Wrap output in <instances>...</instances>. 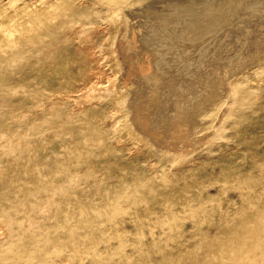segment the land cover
<instances>
[{
  "label": "rangeland",
  "instance_id": "obj_1",
  "mask_svg": "<svg viewBox=\"0 0 264 264\" xmlns=\"http://www.w3.org/2000/svg\"><path fill=\"white\" fill-rule=\"evenodd\" d=\"M120 8L122 10L120 21L123 26L126 23L123 27L125 29L117 32L118 34L115 33L116 36L111 35L110 39L113 38V41L109 39L110 47L112 46L109 54H106V49H104L106 42L95 50L99 63L103 60L100 66L104 74L100 79V85L98 84L99 87L97 86L96 90L85 91L77 101L84 104V106L81 105V109L86 106L96 109L98 107L102 110L104 108V119L96 124V142L99 146L110 145L109 147H112L111 150L116 155L104 152L105 158H103L107 163L111 161L117 163L114 167L116 171L110 176H105L98 173L99 167L93 169L84 167L82 169L81 167L60 179L62 198L74 193L82 192L87 196L92 193L90 196L95 199L92 197L91 199L97 203L95 207L99 203L98 194L109 190L113 192V189L116 193L121 190L122 192L128 191L136 182L135 179L140 177L139 171L150 170L152 174H155L160 165L171 166L177 157L185 159L184 170L172 168V178L180 177L184 179V183L203 182L213 180L210 175L214 172L217 174L220 168L227 165V163H221L223 159L232 163L236 162L244 155V147L249 143V146H255L254 148L258 150L264 147V138L261 135L264 134V126L262 125L261 128V124H264V0H130L129 3L122 4ZM91 40V36L86 35L82 46L89 48ZM45 80L48 79L45 78ZM233 83L245 84L243 85L247 90V104L253 106V110L258 109V113H254V120H251L253 126L249 125L250 127L244 130L238 125L245 122L244 118L241 116L242 121L238 115L231 117L235 106L230 94L232 91H230V85L232 86ZM118 91L123 93V97L125 96L121 107L123 110L114 103ZM112 98H114L113 101ZM56 99L60 102H55ZM18 100H25L22 92L7 95L0 102V119L3 120L0 130V159L4 157L6 160L4 166L7 168L11 166L19 171H22V168L23 170L28 169L29 166L23 157L26 143L29 139L42 136L44 141L47 139L42 149L44 151L41 157H38L36 164L33 165L34 170L33 168L32 170L43 173L53 164L51 161L55 162L56 159L64 156L68 151L66 148L72 143L75 135L70 131L60 134L57 128L40 133L38 131L39 121L52 120L58 113L59 115L67 113L71 106L63 98L50 95L48 98L37 97L31 100L32 108L21 110L17 107ZM238 121L240 123H237V126L233 124ZM126 123L127 127L133 130L136 139L129 141L124 137L122 129ZM249 130L254 133H249ZM57 136L60 139H57ZM140 138L141 140L143 138V141ZM217 160L219 162H216ZM251 169L249 165L241 167L243 172L254 175L255 180L263 181L264 187V169L261 167ZM185 170H188L186 172L193 171L194 174L186 172L185 174L183 173ZM121 173L123 175L125 173L124 179ZM24 175V180L0 175V190L2 191L0 192V264H21L6 258L12 246L10 242L12 237L18 240L16 249L28 248L30 252L42 258L45 254L42 246L45 244L39 237L47 235L59 238L70 229L69 223L68 225L62 224V226H51L54 222L52 212H55L54 210L60 205L62 199L49 193L34 196L27 192L31 180L26 178L27 174ZM216 184L212 186L213 189L211 186L210 189L199 186L207 189L206 195L195 188L193 192L198 194L195 200L202 203L205 202L206 196L215 197L214 200L219 201L222 208L239 212L241 208L239 205L230 206L225 202L227 201L225 197L219 196V188H222V193L231 198H234V193L239 189L232 187L225 190V183ZM6 193H11V195H6ZM16 195L27 196L28 202L34 205L33 208L24 210V208L15 207L16 204L13 203H16L19 197L16 198ZM86 198L85 196V200ZM88 200L89 198L86 201ZM257 202H264V197H258ZM126 206L134 212H142L147 207V201L141 199L135 203V206L131 204ZM152 207L158 212H164L157 202ZM208 212L211 211L208 210ZM195 218L194 221L197 220ZM44 223L50 224L43 228ZM129 226H131L130 223L125 224L126 231L130 230ZM41 227L44 230H40ZM165 229L166 233L164 231L156 233L155 238L158 243L154 249L152 248L155 255L150 263L144 264H180L181 237L175 229H168V226H165ZM201 230L205 232L206 227H202ZM27 232L39 236L33 245H28L21 239L22 234ZM197 234L198 230L191 229L187 232V236H194L188 248H191L192 244L195 251L202 254L206 251V246ZM113 245L115 244H112L109 250L114 249ZM136 257L130 249H127L120 257L115 253H109L101 259L100 264H136ZM51 262L49 261V264H89L88 259L83 262L72 259L68 252L64 254L61 263L60 260L54 259Z\"/></svg>",
  "mask_w": 264,
  "mask_h": 264
},
{
  "label": "bare ground",
  "instance_id": "obj_2",
  "mask_svg": "<svg viewBox=\"0 0 264 264\" xmlns=\"http://www.w3.org/2000/svg\"><path fill=\"white\" fill-rule=\"evenodd\" d=\"M129 2L130 0H0V102L7 95L22 92L25 100H18L17 107L21 110H29L33 106L30 101L37 97L48 98L51 95V97L63 98L71 106L70 108L67 105L70 110L62 115L57 112L58 115L56 114L57 116L52 120L39 121L38 131L45 133L57 128L60 134L70 131L75 135L72 143L68 142L70 145L66 148L68 151L66 150L64 156H59L60 158L56 159L55 162L50 160L53 164L43 173L33 171V165L36 164L38 157H41L40 155L44 151L42 149L45 147L44 142L47 140L44 141L42 136L37 139H29L26 146L24 145L23 157L27 166H29L28 169L24 168L23 170L22 168V171H19L11 166L7 168L4 166V161H6L4 157L0 159L1 176L8 175L11 179L24 180V174H27L26 178L31 180L27 192L32 193L34 196L49 193L61 198L60 205L55 206L56 210L52 212L54 222L51 226L68 225V223L70 226L68 232H65L66 234L59 238L42 234V236L39 234L41 236L39 237L37 234L45 244V247L42 246L45 251L42 258L37 257L28 248L16 249L15 246L18 240L13 237L10 239L12 246L6 258L21 264H42L41 262L49 264V261L51 262L53 259L60 260L61 263L64 254L68 252L70 257L78 262L88 259L89 264H100L101 259L109 253H115L120 257L127 249H130L133 255L137 256L136 262L138 264L150 263L155 255L152 248L154 249V246L158 243L155 235L158 231L165 232V226H168V229H175V232L181 237L180 264H264V202H257L258 197H264L263 181L255 180L254 175L251 176L248 174L249 172L246 173L241 170L242 165H249V168L252 169L257 167L264 169V147L258 150L254 148L255 146H249L250 143L244 147V142V155H240L241 157L234 163L223 159L221 163H227V165L220 168L217 174L212 173L210 176L213 177V180L211 181L184 183V179L182 180L180 177L172 178L171 169L179 168L182 170L185 164L184 158L177 157L171 166L160 165L155 174H152L153 172L150 170L137 171L141 175L135 179L136 182L128 191L122 192L121 190V192L116 193L113 189V192L109 190L110 192L98 194L99 198L97 200L99 199V203L96 207L97 203L95 202V204L94 200L91 199L92 196H90L92 193L89 196L82 192L74 193L68 197L66 196V198L60 196V179L65 178L67 174L74 172L77 168L93 169L99 167L98 173L105 176H110L116 171L114 167L117 163L104 161V152L115 154L111 150L112 147L110 148V145L99 146L96 142V124L104 119V108L102 110L98 107L96 109L86 106L81 109L83 103L77 101L80 100L85 91L96 90V87H99L100 79L104 74L100 66L103 60L99 63V57L96 58L95 50L100 48L103 42H106L105 52L106 54L110 53L112 47H110V40L113 41V38L110 39L111 35L116 36L117 32L125 29L123 27L126 23L123 26L120 21L122 20L120 7L122 4L125 5ZM86 35L91 36L92 39L89 48L82 46ZM106 36L108 38H105ZM45 78L48 80H45ZM244 83H233L232 86L230 85L231 93L228 91L235 104L234 113L231 114V117L238 115L240 119L244 118L245 122L241 125L238 124L241 128L243 127V130L249 125L253 126L251 120H254V113H258V109L253 110V106H249L246 102L247 90ZM122 94L119 92L115 99L112 98L118 108H121L124 102L125 96L123 97ZM57 101L56 99L55 102ZM207 103L209 104V102ZM241 120L243 121V119ZM258 122L260 124V121ZM237 123L240 122H233L235 125ZM2 125L3 120L0 119V130ZM262 125L264 126V124H261V128ZM127 126L126 123L122 129L124 137L129 141L136 139L133 130ZM191 128L193 129V127ZM249 133H251L250 130ZM261 135L264 138V134ZM56 138L60 139L59 136ZM246 139L248 140V138ZM141 141H143V138ZM262 144L260 145L262 146ZM118 151L120 150L118 149ZM113 155L111 156L114 157ZM186 171L188 170L183 171V173ZM186 173L194 174L193 171ZM121 174L123 175V173ZM124 175L121 176L122 179L125 178ZM216 183H225V190L232 187L239 189L238 192L234 193V198L222 193V188H219L220 192L218 191L219 196L225 197V200H227L225 202L230 206L239 205L241 207L239 212L222 208L220 202L214 200L215 197L206 196L205 202L202 203L195 200L197 199L196 195H198L193 192L195 188L203 191L206 195L207 189L205 190V188L210 189V186L212 187ZM200 185L205 188L199 187ZM217 186L219 187V185ZM24 187L26 188L25 185ZM0 192L2 193L1 190ZM8 194L6 193V195ZM18 196L16 195V198ZM85 196L89 198L88 201H86L87 198L85 200ZM19 197L17 202L13 203L16 204L15 207L18 206L21 209L24 208V210L33 208L34 205L28 202L27 196ZM92 198L95 199V197ZM141 199L147 201V207L144 211L134 212V210L127 208L126 205L135 206V203ZM155 202L159 203L160 209L164 212H158L152 207ZM208 210L211 212H208ZM195 217L197 218L196 221L193 220ZM126 223L131 225L129 231L125 229ZM49 224L44 223L42 226L44 228ZM202 227H206L205 232H202ZM43 228L41 227L40 230ZM191 229L198 230L197 237L205 243L206 251L202 254H198L192 244L191 248H188L191 241L194 240V236H187V232ZM35 235L27 232L22 234L21 239L28 245H33L38 238ZM112 244H115L113 245L114 249L109 250ZM121 262L123 263V261Z\"/></svg>",
  "mask_w": 264,
  "mask_h": 264
}]
</instances>
